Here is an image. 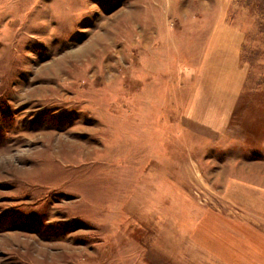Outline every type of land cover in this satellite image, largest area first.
<instances>
[{"label":"rangeland","instance_id":"rangeland-1","mask_svg":"<svg viewBox=\"0 0 264 264\" xmlns=\"http://www.w3.org/2000/svg\"><path fill=\"white\" fill-rule=\"evenodd\" d=\"M0 264H264V0H0Z\"/></svg>","mask_w":264,"mask_h":264}]
</instances>
